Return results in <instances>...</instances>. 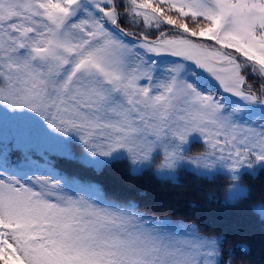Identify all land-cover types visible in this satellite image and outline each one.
<instances>
[{"label":"snow or ice","instance_id":"obj_1","mask_svg":"<svg viewBox=\"0 0 264 264\" xmlns=\"http://www.w3.org/2000/svg\"><path fill=\"white\" fill-rule=\"evenodd\" d=\"M162 156L163 180L224 175L225 205L248 198L264 0H0V264H246L247 244L108 197L104 170Z\"/></svg>","mask_w":264,"mask_h":264},{"label":"trees","instance_id":"obj_2","mask_svg":"<svg viewBox=\"0 0 264 264\" xmlns=\"http://www.w3.org/2000/svg\"><path fill=\"white\" fill-rule=\"evenodd\" d=\"M193 143L191 155L203 151L202 145L195 144L196 138ZM76 151L79 153L81 149L77 147ZM58 163L62 168L78 171L71 163ZM99 179L110 199L134 200L141 211L150 215L195 222L206 235H224L227 247L247 244L248 252L236 249L237 256L246 264H264V220L254 211L255 205L264 203V172L256 178H243L242 184L250 189V194L235 205L224 203L230 183L224 175L209 181L182 171L179 182L173 183L159 178L154 169L142 175H131L129 164L123 161L104 170Z\"/></svg>","mask_w":264,"mask_h":264},{"label":"clouds","instance_id":"obj_3","mask_svg":"<svg viewBox=\"0 0 264 264\" xmlns=\"http://www.w3.org/2000/svg\"><path fill=\"white\" fill-rule=\"evenodd\" d=\"M165 166V160L164 157L162 156L159 161H156L155 164L153 165L154 170L159 171L163 169Z\"/></svg>","mask_w":264,"mask_h":264},{"label":"rangeland","instance_id":"obj_4","mask_svg":"<svg viewBox=\"0 0 264 264\" xmlns=\"http://www.w3.org/2000/svg\"><path fill=\"white\" fill-rule=\"evenodd\" d=\"M129 27H131V26H129Z\"/></svg>","mask_w":264,"mask_h":264}]
</instances>
